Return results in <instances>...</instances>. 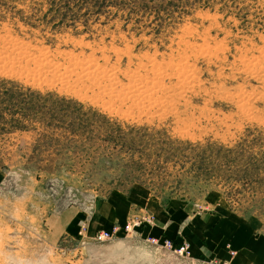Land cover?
<instances>
[{
	"label": "rangeland",
	"instance_id": "374dc122",
	"mask_svg": "<svg viewBox=\"0 0 264 264\" xmlns=\"http://www.w3.org/2000/svg\"><path fill=\"white\" fill-rule=\"evenodd\" d=\"M134 186L264 226V0H0V264H215L55 228Z\"/></svg>",
	"mask_w": 264,
	"mask_h": 264
},
{
	"label": "crops",
	"instance_id": "0c3cea01",
	"mask_svg": "<svg viewBox=\"0 0 264 264\" xmlns=\"http://www.w3.org/2000/svg\"><path fill=\"white\" fill-rule=\"evenodd\" d=\"M181 206L172 201L163 205L148 189L134 186L126 194H111L90 209L63 210L54 222L55 228L66 234L78 233L84 220L89 232H97L124 221L130 212L144 207L153 212L155 222L143 230L159 239L186 240L192 256L213 259L215 264H264L262 222L244 218L222 203L199 212L187 203Z\"/></svg>",
	"mask_w": 264,
	"mask_h": 264
},
{
	"label": "built area",
	"instance_id": "2783aa9c",
	"mask_svg": "<svg viewBox=\"0 0 264 264\" xmlns=\"http://www.w3.org/2000/svg\"><path fill=\"white\" fill-rule=\"evenodd\" d=\"M139 223H140L139 220H137V219L134 220V218H132V221L126 223L123 226V229L125 231H129L132 226L139 225ZM120 229H121L120 226L115 225L109 231H99L94 235V239L99 240V241L109 239L113 236V234H116ZM158 241L159 240L156 238L150 239V242L155 244V245L159 244L160 241L159 242ZM162 243H163V246H167L169 249L173 250L174 252H176L179 255L188 253V244L186 242H183L181 244L176 245L175 242H172L171 240H163Z\"/></svg>",
	"mask_w": 264,
	"mask_h": 264
},
{
	"label": "bare ground",
	"instance_id": "6f19581e",
	"mask_svg": "<svg viewBox=\"0 0 264 264\" xmlns=\"http://www.w3.org/2000/svg\"><path fill=\"white\" fill-rule=\"evenodd\" d=\"M168 62V61H167ZM154 71V70H153ZM187 74V73H186ZM134 85V84H133Z\"/></svg>",
	"mask_w": 264,
	"mask_h": 264
}]
</instances>
